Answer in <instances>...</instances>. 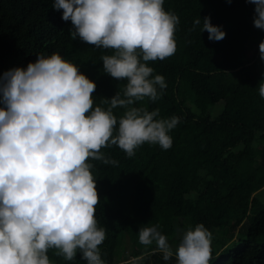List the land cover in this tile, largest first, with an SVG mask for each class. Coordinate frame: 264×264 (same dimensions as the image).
<instances>
[{
	"label": "trees",
	"instance_id": "obj_1",
	"mask_svg": "<svg viewBox=\"0 0 264 264\" xmlns=\"http://www.w3.org/2000/svg\"><path fill=\"white\" fill-rule=\"evenodd\" d=\"M53 2L0 0V77L14 68L27 69L37 55L57 53L96 84L93 108L108 110L105 101L117 93L123 98L127 84L104 72L101 58L114 50L73 39L71 21L62 19ZM163 7L179 17L176 51L146 63L153 77L165 78L166 88L158 89L155 102L145 97L133 106L158 109L155 119L176 117L178 123L168 133L169 149L143 144L154 150L140 169L135 163L142 160L141 147L132 157L115 145L102 148L116 165L87 161L99 196L97 226L106 233L101 259L104 264H177L175 255L165 261L154 243L142 245L139 229L158 225L168 242L173 240L175 252L182 239L176 234L203 224L211 233L209 264H264V195L258 194L264 187V98L259 95L264 73L254 79L245 72L260 57L264 42V29L254 26L255 5L247 0H164ZM205 17L225 32L224 39H208L202 31ZM202 97L209 99L206 104L199 103ZM217 103L223 108L214 117L210 107ZM125 111L112 109L117 121ZM124 237L132 259L122 263L118 248ZM56 252L48 250L50 264H87L79 252L72 261Z\"/></svg>",
	"mask_w": 264,
	"mask_h": 264
},
{
	"label": "clouds",
	"instance_id": "obj_2",
	"mask_svg": "<svg viewBox=\"0 0 264 264\" xmlns=\"http://www.w3.org/2000/svg\"><path fill=\"white\" fill-rule=\"evenodd\" d=\"M247 2L255 5L254 26L264 29V0ZM163 5L164 0H54L53 8L73 25V39L114 50L101 58L104 72L127 84L123 98L117 93L105 101L108 110L93 108L96 84L57 53L37 55L27 69L0 77V264H50L49 249L66 261L79 252L87 264H104L99 246L106 233L97 226L99 196L87 161L116 165L101 152L112 145L128 157L144 143L167 150L168 133L178 123L176 117L155 119L158 109L133 106L145 97L155 102L158 89L166 88L165 78L153 77L146 63L176 51L179 17ZM202 31L210 41L226 35L210 17L203 19ZM259 51L264 60V42ZM259 95L264 98V81ZM116 107L126 109L119 121ZM139 242L154 243L165 261L175 255L177 264L211 259V233L203 224L188 228L175 252L158 225L140 228Z\"/></svg>",
	"mask_w": 264,
	"mask_h": 264
},
{
	"label": "rangeland",
	"instance_id": "obj_3",
	"mask_svg": "<svg viewBox=\"0 0 264 264\" xmlns=\"http://www.w3.org/2000/svg\"><path fill=\"white\" fill-rule=\"evenodd\" d=\"M254 52H251L249 53L250 55H253ZM254 66H250L247 65L246 68H245V72L251 77V78H254V79H257L262 73H264V60H261V58L259 57L257 59L256 62L253 63ZM117 93V92H116ZM208 98L206 97H202L200 100H199V103L201 105L203 104H206L208 102ZM223 108V104L222 103H217L215 104L214 106L210 107V111H211V115H213L214 117L217 116V114L221 111V109ZM142 148V151H143V156H142V160L141 161H137L135 163V167L137 169H140L141 167H143L146 163V161H148L150 158L153 157L152 153H153V147L148 145V144H145V145H141L140 146ZM259 193V196L261 195H264V187L258 191ZM184 234V231L183 232H178L175 236V238H179V237H182ZM238 232L236 233V236H237ZM235 236V237H236ZM173 242V240H171ZM171 241H169V245L171 247H174L175 244H173ZM130 250H131V245H130V241L127 239V238H123L121 243H120V246L118 248V257H119V260H122L124 263V261H127L132 259L131 258V254H130Z\"/></svg>",
	"mask_w": 264,
	"mask_h": 264
}]
</instances>
